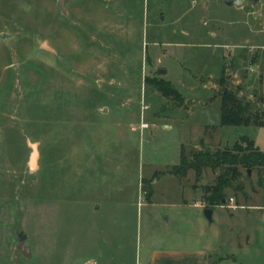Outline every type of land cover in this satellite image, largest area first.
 Returning <instances> with one entry per match:
<instances>
[{"label": "rangeland", "instance_id": "rangeland-1", "mask_svg": "<svg viewBox=\"0 0 264 264\" xmlns=\"http://www.w3.org/2000/svg\"><path fill=\"white\" fill-rule=\"evenodd\" d=\"M226 1L65 0L62 11L58 0H0V264H143L148 247L181 234L192 246L217 235L232 264H264L243 245L264 232L263 195L228 190L208 223L192 203L213 172L166 173L181 148L242 133L264 150V128L197 112L219 103L222 74L264 107V0ZM257 177L244 178L246 195L264 192Z\"/></svg>", "mask_w": 264, "mask_h": 264}, {"label": "trees", "instance_id": "trees-1", "mask_svg": "<svg viewBox=\"0 0 264 264\" xmlns=\"http://www.w3.org/2000/svg\"><path fill=\"white\" fill-rule=\"evenodd\" d=\"M151 84L164 96L179 99L180 93L162 79H151ZM218 82L220 90V125H242L264 127V107L253 108L249 101L240 95V87H228L223 81V74ZM209 169L215 174L214 182L201 185L202 203L205 207L214 208L226 205L228 190L237 198L246 195L244 178H249L248 170L256 169L258 177L256 185L264 191V151L254 141L242 135L231 146L217 149L204 148L190 151L185 155L181 148L179 163L173 165L166 173L183 177L188 170H193L196 179L201 178L204 170ZM251 188L256 190L254 185ZM151 195V192L149 193Z\"/></svg>", "mask_w": 264, "mask_h": 264}, {"label": "crops", "instance_id": "crops-1", "mask_svg": "<svg viewBox=\"0 0 264 264\" xmlns=\"http://www.w3.org/2000/svg\"><path fill=\"white\" fill-rule=\"evenodd\" d=\"M244 4H245V2H244ZM228 6L242 7V6H234V5H228ZM211 105H212V107H210ZM219 106H220V101H219V103L217 101L216 102H214V101L210 102L209 101L208 103L202 102L201 106H199L197 108L198 109L197 112H200V111L205 112V110L208 111L209 108L215 109V114L217 115V119H219L217 123L220 124ZM183 109H186V107H183ZM250 126L254 127V128H264V127H256V126H252V125H250ZM244 127L247 128L249 126H244ZM242 135L248 136L246 133H242L238 136V138L236 140H238L239 137ZM253 141H254L255 145L258 146L259 149H261L260 146L257 144V142L254 139H253ZM231 145H229V146H231ZM206 172L207 171L204 170L202 173V176H204L206 174ZM212 175H213V177H212L213 181L211 183L214 182V178H215V174L212 173ZM207 184H209V183H207ZM251 191L253 192V194L251 196L245 195L244 198L250 199L256 195H263L260 203L258 205H254V207H256L257 209L263 210L264 192H258L257 193V192H255L256 190L255 189L253 190L252 188H251ZM201 197H202V193L200 194V199L195 200L192 203V206L198 208L199 212L203 216L202 218H204L205 216H204L203 210L206 207L202 203ZM186 204L189 205L188 203H186ZM216 207L222 208L223 206L220 205V206H216ZM239 207H241V204ZM211 209H212V214H211L212 221L210 223H213L215 210H214V208H211ZM180 236L181 237H179V239L178 238L176 239L173 237L166 238V246H164V247H161V246L155 247L153 245L148 247L146 250V253L144 255L143 264H232L231 261L234 262V260H235V258L233 256V254H234L233 252L230 254L221 253L220 248L218 246L219 240H218L217 235L214 236L213 239H211L210 241H206V240L201 241L202 245H197V246L196 245H193V246L190 245L189 241L187 240L186 237H184V235L182 236V234H181ZM244 236H245V243L243 242V245H244L245 250L248 251V253L250 252V254H251V252H253V253L259 252V255L264 254V232H263V229L260 230L259 234H256V233L245 234Z\"/></svg>", "mask_w": 264, "mask_h": 264}, {"label": "water", "instance_id": "water-1", "mask_svg": "<svg viewBox=\"0 0 264 264\" xmlns=\"http://www.w3.org/2000/svg\"><path fill=\"white\" fill-rule=\"evenodd\" d=\"M64 2H65V0H58V5L62 11H64V6H63ZM244 2H245V0H229V1H226V3L228 5H234V6H242L244 4ZM44 47H46V46L44 45ZM165 72H166L165 69H159L158 70V73H160V74H164ZM162 109H163V107H160L154 113L160 112ZM32 148L34 150V152L32 153V156H31V166L33 168L35 166V159L37 157L35 144H32ZM248 173H250V170H248ZM203 213H204V216L207 219V221L210 223L212 221V217H211L212 209L206 207V208H204ZM16 237H17V248L19 249V251L24 256L29 257L30 256L29 247L24 244L25 235L22 232H20V233H16Z\"/></svg>", "mask_w": 264, "mask_h": 264}, {"label": "built area", "instance_id": "built-area-1", "mask_svg": "<svg viewBox=\"0 0 264 264\" xmlns=\"http://www.w3.org/2000/svg\"><path fill=\"white\" fill-rule=\"evenodd\" d=\"M229 200H230V202H232L233 201V198L230 197ZM227 206L231 207V205H227ZM263 210H264V207H263Z\"/></svg>", "mask_w": 264, "mask_h": 264}]
</instances>
